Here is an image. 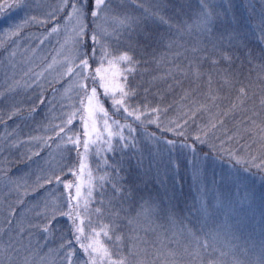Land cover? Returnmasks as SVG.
I'll use <instances>...</instances> for the list:
<instances>
[{
  "label": "snow or ice",
  "instance_id": "1",
  "mask_svg": "<svg viewBox=\"0 0 264 264\" xmlns=\"http://www.w3.org/2000/svg\"><path fill=\"white\" fill-rule=\"evenodd\" d=\"M146 2L147 0H58L57 5L51 11H46L43 14L44 18L40 19L35 15L27 14L31 11L30 0H0V49L3 50L0 55L7 53L8 62H11V57H14L16 53L10 50L9 45L15 44V38H19L29 25L54 24L48 33L49 36L59 33L60 29L64 28L68 33L65 43L71 42L72 47L65 56L66 63L62 65V70L58 73L55 82H59L64 77H73L70 88L75 89L74 98L69 97L71 103L61 104L60 123L51 125L54 136L31 138L45 147H51L49 141L59 138L61 143H58L57 147L60 148L63 144L68 154L62 155L58 167L50 172L41 169L42 174L36 175L35 180L29 184L28 177L32 173L14 178L12 168L15 161L9 156H4L0 159V181L12 186L11 190L16 192L17 203L20 204L23 203V197L29 193L36 195L48 185H62L66 194L62 197L63 202L57 205L55 201L49 203L45 200V211L37 215L47 223L42 226L36 225L47 236L55 231H61L54 226L60 218L65 219L67 235L61 231L58 249L63 256L62 264H75L74 258L80 259L77 257L74 245L80 249L82 256L80 264H245L235 254L219 247L216 236L211 231L204 232L202 224L199 226L192 224L191 227L182 226L179 234L174 232L171 236L166 235V229L164 232H156L155 228L142 229L145 234L149 231L155 233L154 238L149 240L147 235L141 236V229L136 227H130L128 232H124L119 221L93 225L90 216L87 224L82 218V215L89 213L90 204L93 203V192L97 186L102 191L104 183L111 179L116 181L112 184L113 190H119L122 199L128 202L129 209L136 213V216L125 217L129 226L137 217L144 215L146 208L158 210L169 224L177 222L176 213L167 206H163L162 201L158 203L151 196L147 198L143 195L138 196L139 186L122 188L117 180L122 171L120 162L108 164L107 157L101 155L102 152L116 153L118 149L122 150L129 146L128 138L124 135V128L128 129L129 134L135 129L131 123L121 127V119L128 117L132 118L137 126L155 124L158 129L173 132L176 136L187 137V129L184 125L176 124L175 128L162 125L158 115L161 109L153 108L149 111L146 105L142 108L140 104L133 103L137 97V90L129 81V76L135 74L137 65L140 63L133 54V50L140 47V44L139 41H133V36H142L147 42L141 47V51L151 45H163L176 59L183 56L188 61L187 65L183 66L180 63L168 61L173 67L169 69L167 75H172L173 71L184 76L191 72L195 79L208 75V83L211 84L212 75L202 70L204 62L208 61L220 77L219 87L235 90L238 103L234 101L232 108L243 107L249 100L253 102L252 116L249 117L251 127L248 130L252 143L247 145L248 150L243 154L228 150L227 155L230 162L234 166H242L243 171L249 172L255 168L258 172H264V118H261L259 122L254 118L260 116V113L255 111L257 99L255 87L258 83L264 84V62L254 63L256 57L247 48L236 29L220 30L219 25L223 23L222 16L227 15L228 12L227 7L220 12L212 0H198L200 6L191 15L182 9H177L176 15L180 19L173 23L164 15L165 9L169 6L167 0H153L151 8L145 6ZM114 3H118L122 10L118 11L114 8ZM12 11H24L26 14L18 20L4 21L2 18L9 17ZM137 12L140 14L137 15ZM185 16L187 18H184ZM146 19H155L160 24L167 25L166 43L165 36H154L141 27L142 21ZM260 25L261 35L264 37V14L261 16ZM185 37L188 39L185 40ZM180 41L184 42L180 43ZM63 47L62 44L61 50ZM180 48L183 52L172 51ZM184 53H190L192 58L184 56ZM151 55L159 64L160 60L155 57V48ZM221 62L225 67H220ZM237 62H239L238 65ZM48 67L51 68L52 65ZM253 73L256 74L255 80H253ZM36 75L42 76L43 73ZM18 86L19 81L11 77L5 78L4 87L7 93H14ZM98 89L102 91L98 92ZM69 90L66 88L65 93L67 94ZM53 91L56 89L53 88ZM261 93L258 99L261 111H264V88L261 89ZM4 95L5 92L0 91V98ZM106 101L111 105V112L104 106ZM153 113L157 115L153 117ZM19 114L20 110L14 109L7 113L8 119L11 120ZM4 115L0 113V125L7 127ZM117 115H120L121 119H114ZM186 124L187 121H185ZM14 135V132L7 131L0 135V140L7 143L9 151L16 147L17 143H23L11 139ZM153 136H155L154 133ZM114 138H118L116 145L112 143ZM193 139L201 144L207 143L201 139L200 135H195ZM9 140H11L10 143ZM121 141L123 143H120ZM175 143L172 140L167 141V144L173 147ZM68 145L71 147H67ZM253 145H256L255 151L251 150ZM184 147H191L192 151H195L194 144L184 145ZM212 147L214 149L215 146ZM73 153L75 156L72 155ZM90 153L97 167L103 160L106 167L112 169L111 177L101 175L98 182L93 183V172L85 161V157ZM31 155L39 156L40 151L33 152ZM31 155L26 158L31 159ZM86 169L88 171L85 185ZM198 171L194 164V179L198 178ZM85 187L86 192L82 191ZM204 211H207L206 207ZM95 212L100 214L101 209L96 208ZM10 216H15L11 206ZM6 222L11 231L22 236L20 229L11 228L13 224L11 218ZM158 227L163 229L164 225L161 224ZM0 235H8V233L0 230ZM100 237H105L107 242L102 241ZM13 239L9 236V242L5 248L8 264H34V261L29 259L31 245L27 247L21 245L17 248ZM12 253H15V256ZM24 253L28 254L24 255ZM43 259L44 257H41V260ZM248 264H264V252Z\"/></svg>",
  "mask_w": 264,
  "mask_h": 264
},
{
  "label": "trees",
  "instance_id": "2",
  "mask_svg": "<svg viewBox=\"0 0 264 264\" xmlns=\"http://www.w3.org/2000/svg\"><path fill=\"white\" fill-rule=\"evenodd\" d=\"M149 1L153 4V0ZM167 3L169 6L165 9L164 15L170 18L173 23L180 19V17L176 15L177 9H182L185 13L191 15V13L197 10L200 6L198 0H167ZM216 6L217 10L220 12H223L226 7L228 9L227 15L222 16L223 23L219 25L220 30L236 29L244 43L247 45V48L251 50L256 57L254 63L259 64L264 62V60H262V57H264V37L261 35L260 25L261 16L264 14V0H227L226 5ZM184 18H187V16ZM141 27L145 31L152 33L154 36H165V43L167 42V25L160 24L159 21L155 19H146L142 21ZM132 39L133 41H139L140 44V47L133 50L135 58L140 61V63L137 65L135 74L129 76V81L137 90V97L133 103L140 104L142 108L146 105L149 111L153 108L161 109L162 111L158 115L159 121L162 125L164 127L172 128H175L176 124L184 125L187 129V137L176 136L173 132L158 129L155 124H148L140 127L137 126L136 122L130 117L121 119L120 115L115 116L114 118H119L127 124L131 123L132 127L135 129V131L129 134L128 129L124 128V135L128 138L129 144L127 148L122 150L118 149L116 153H101L102 156L107 157L108 164L120 162L122 171L117 177L120 186L125 189L129 186H135L137 180L131 175V172L137 170L136 161L140 156L138 141L141 140V137L137 136V134H140V131L144 130L151 135L154 133L155 136L165 142L161 150H171L170 157L176 162L181 173H184V170L187 168L185 167L186 162H193V164H195L200 170L211 172V174H207V178L215 183L216 176L218 178L228 179L227 176H231L229 171L232 170L233 173L242 174L245 178L244 183H247L248 186L253 185L251 188H253L256 193L259 182L264 183V179H261V177H264V172H258L255 168H252L249 172L243 171L242 166H234L227 155L228 150L237 151L243 154V152L248 150L247 145L252 143L248 130L251 127L249 117L252 116L253 102L249 100L243 107L232 108V103L236 101L235 90L221 89L219 87L220 77L216 74L214 68L208 61L204 62L202 70L205 73H210L212 75L211 84L208 83V75H204L199 79H195L191 72H189L187 76L181 75L175 71L172 72V75H167L169 69L173 67L172 63H168V61L180 63L182 66L187 65L188 61L185 60L183 56L176 59L163 45H151L144 51H141V47L147 42L144 41L142 36H133ZM187 39L188 38L185 37V40ZM183 42L184 41H180V43ZM153 48H155L156 59L160 60L159 64L155 62L153 55H151ZM177 50L183 52L182 48L173 49L172 51ZM1 51L2 49H0V52ZM184 56L192 58L190 53H184ZM162 57L164 58L162 59ZM238 63L239 62H237V65ZM220 67H225L223 62H221ZM255 77L256 74L253 73V80H255ZM177 81H180V83H177ZM262 88H264V84L259 83L255 87L257 93L255 111L259 112L260 116L254 118L257 119L258 122L261 118H264V111H261L258 99L262 94ZM98 91L101 92L102 90ZM46 99L40 97L36 92L32 98H28L25 102L21 100L20 103L22 102L24 105L20 109V114L11 120L8 119L7 113L13 111L12 109L14 107L9 104V102H7V105L4 107V103L0 100V113L5 114L4 119L7 121L8 125L7 127L0 125V129L10 133L16 131L17 135L23 137L26 135V132L23 133L15 127L13 120L16 122L19 117L25 118L30 114L37 112L43 104L47 103ZM101 99H103L102 96ZM41 101H43V103H41ZM236 103H238V101H236ZM104 105L105 108H108L111 112L110 103L106 101ZM225 113H227V115H225ZM152 115L155 117L157 114L153 113ZM185 121H187L186 125ZM124 125L125 124L122 123L121 126L123 127ZM213 125H215V127H213ZM48 126H50V122L48 123L47 121L40 137L47 138L48 136L53 135V132L50 135L46 133V128H48ZM176 130L179 131L180 129ZM253 131H255V129H253ZM195 135H200L201 139L207 141V143L201 144L195 142L193 139ZM14 136H12L11 139H14ZM133 137L135 138L134 140ZM117 139L118 138L113 139L112 143L114 145H116ZM168 140L175 141V146L173 147L172 145L167 144ZM10 142L11 140H9V143ZM19 142L23 143H17V146L9 151L7 143L0 140V159L4 156H9L14 160L15 164L13 165L12 171L14 169H22L25 164L30 161V159L26 157L32 153L27 152L29 147L26 148V144L30 143L32 145H38L30 141L26 142L21 140ZM120 143L123 142L121 141ZM193 144L195 146V151H192L191 147H184V145L191 146ZM212 146H215L214 149ZM255 149L256 145H253L251 150L255 151ZM36 151H40L41 153L42 150L40 148L34 149V152ZM73 155L75 156V154ZM35 157V155H31V158ZM89 163L95 178L94 183L98 182V178L101 175H107L109 177L113 175L112 169L106 167L103 160L100 161L99 167H97L93 155H91ZM45 169L46 171L48 170L47 167H45ZM64 178L71 179L72 177ZM34 180L35 177L29 178V184ZM228 182L230 184L236 183L234 179H228ZM113 183H116V181L110 179L104 183L102 191L97 186L93 192V203L90 204L89 213L82 215L86 224L89 216L93 225H96L97 223L109 224L113 222L112 217L114 213L122 211L123 208L117 206L116 202L118 201L122 206L125 204L126 199H122L119 190H113ZM241 185H243L242 182ZM55 187L57 188V193H54L56 196L55 202L57 205H60L63 202L62 197L66 194L64 193L62 185H55ZM11 188L12 187H7V184L4 181H0V230L8 233V235H0V246L7 242L3 239L4 237L8 238L9 242V236L16 234L14 231H11L9 224L6 222L9 218L13 220L11 228L20 229L22 232L35 230L36 232L42 233L41 228L36 227V225L42 226L47 223V221L43 220V218L37 214L34 218L36 221H34L32 216L21 212V209L31 211L30 208H27L26 206L33 196L31 193L23 197V203L20 204L17 203L16 192L12 191ZM10 206L11 211L15 212V216H10ZM96 208L101 209L100 214L95 212ZM44 211V206H42L38 213ZM21 215L23 216V219ZM21 220L24 221L20 223ZM119 222L124 232H128L130 227H135L132 225L129 226L121 221ZM56 224L58 225V228L67 235V222L65 219L60 218ZM61 231H58L59 237ZM141 233H143V230L140 231V234ZM144 235L145 234L142 236ZM59 237L54 240L57 245L61 242ZM147 238L149 240L153 239V237L149 235H147ZM100 239L107 242L105 237H100ZM16 241H19V243H16ZM13 243L18 246V248H20L21 245L27 247L32 245L33 240L22 241L17 239L14 240ZM74 247H76L77 257L82 259L80 249L78 246L74 245ZM5 248L3 249L4 253L3 251H0V264H4L5 259L7 258ZM80 259L74 258L75 263L80 264ZM6 264H8V260Z\"/></svg>",
  "mask_w": 264,
  "mask_h": 264
},
{
  "label": "rangeland",
  "instance_id": "3",
  "mask_svg": "<svg viewBox=\"0 0 264 264\" xmlns=\"http://www.w3.org/2000/svg\"><path fill=\"white\" fill-rule=\"evenodd\" d=\"M226 1L212 0L215 5H226ZM30 2L31 11L27 14L43 19V14L46 11H51L57 5L58 0H30ZM145 6L151 8L152 4L147 0ZM113 7L118 11L122 10L118 3H114ZM25 14L24 11H12L9 17L2 19L11 22L18 20ZM139 14L137 12V15ZM53 26L52 23L43 26L38 24L29 25L19 38H15L16 43L9 45L10 50L16 53L14 57H11V62H8L7 53L0 55V91L5 92L0 100L4 103V107L9 102L14 107L12 110H20L24 105L20 101L25 102L28 98H32L36 92L40 97L47 98V103L43 104L37 112L25 118L19 117L16 122L13 120L15 127L23 133L26 132V135L20 137L14 131V140L18 142L21 140L30 141L38 144L27 143L28 153H33L34 149L37 148L42 150L39 156L31 158L22 169H14L12 171L14 178L26 173H32L28 179L34 178L36 175L42 174L41 169L46 171L45 167L50 172L58 167L62 155L66 156L68 154L63 144L60 148L57 147V144L61 143L59 138L49 141L51 147H45L39 141L31 139L41 136L47 121L50 122V126L46 128V133L50 135L53 132L51 125L60 123L61 104H70L69 97L74 98L75 93V89L70 88L73 77H64L59 82H55L58 73L62 70V65L66 63L65 56L72 44L71 42L65 43V40L68 39V33L64 28H61L59 33H53L49 36L48 33ZM62 44L64 45L63 50H61ZM48 65H52V67L49 68ZM37 73H43V75L37 76ZM6 77L19 81V86L14 93L9 94L6 92L4 87ZM50 81L54 83L50 84ZM53 88L56 91H53ZM66 88L70 89L67 94L65 93ZM122 123L127 124L125 121H121V125ZM4 133L5 131L0 129V135ZM52 136H54V132ZM137 136L141 137V140L138 141L140 156L138 155L139 158L136 161L137 170L131 172V175L137 180L135 186H139L137 189L138 196L143 195L145 198L151 196L158 203L162 201L163 206H167L176 213L177 222L169 224L162 218V214L158 210L154 211L146 208L144 215L137 217L132 226L141 230L155 228L156 232H164L166 229V235L171 236L174 232L179 234L182 226L191 227L192 224L198 226L202 224L204 225V232L211 231L216 236L219 247L235 254L245 264L264 252V247H261V245H264V183L259 182L255 193V190L251 188L253 185L248 186L247 183L245 184L243 175L233 173L232 170L229 171L231 176L227 177L228 179H234L235 184H230L228 179L218 178L217 176L214 183L207 178V174H211V172L202 171L197 166L199 169L198 178L194 179L193 162H186L185 167L187 168L184 173H181L176 162L170 157L171 150H161L164 141L144 130H141ZM67 147H71V145ZM91 155L90 153L85 157L89 167ZM87 171L88 169L85 170V185L87 184ZM94 181L95 178L93 183ZM241 182L243 185H241ZM7 187L12 186L7 184ZM86 190V187L82 189L85 192ZM72 191L74 194V189ZM54 193H57L55 185H50L41 190L33 195L29 203L26 204L31 211L21 209V212L32 216L34 219L39 209L44 206L45 200L50 201L49 203L56 200ZM116 205L123 209L114 213L113 222L121 221L127 224L125 217L128 215L136 216V213L129 209L127 201L122 206L117 201ZM205 207L207 208L206 212L204 211ZM21 217L23 219L22 215ZM23 221L21 220L20 223ZM34 221L36 220L34 219ZM161 224L164 225L163 229L158 227ZM54 227L58 228V225L56 224ZM58 233V231H55L46 236L43 232L39 233L31 230L22 232V236L14 234L12 237L14 238L13 241L17 239L22 241L33 240L29 259L34 261V264H62L63 256L58 251L59 245L54 242L59 237ZM143 234H145L144 231L140 235ZM145 235L154 238L155 233L149 231ZM3 239L8 242V238L4 237ZM7 242L0 246L1 252L8 244ZM15 247L18 248L16 245ZM27 254L24 253V255ZM12 255L15 256V253H12ZM41 257H44V259L41 260ZM7 260L6 258L4 264Z\"/></svg>",
  "mask_w": 264,
  "mask_h": 264
}]
</instances>
